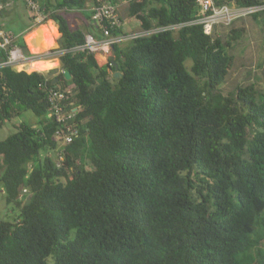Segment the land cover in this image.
Instances as JSON below:
<instances>
[{"label":"trees","instance_id":"obj_1","mask_svg":"<svg viewBox=\"0 0 264 264\" xmlns=\"http://www.w3.org/2000/svg\"><path fill=\"white\" fill-rule=\"evenodd\" d=\"M35 1L61 34L53 51L66 52L47 83L43 73L0 67V129L28 111L39 120L0 137V184L19 210L0 222V264H264V78L222 89L246 29L161 31L114 44L100 65L74 50L85 33L63 14L97 0ZM117 1L145 30L196 13L194 0ZM45 83L74 88L83 105L60 166L41 159L58 145Z\"/></svg>","mask_w":264,"mask_h":264},{"label":"rangeland","instance_id":"obj_2","mask_svg":"<svg viewBox=\"0 0 264 264\" xmlns=\"http://www.w3.org/2000/svg\"><path fill=\"white\" fill-rule=\"evenodd\" d=\"M110 1V0H108ZM1 3H11L10 6L0 11V22L4 28L13 32L19 37V44L27 46L32 55L39 58L34 65H30L27 72H34L36 70L44 71L48 77H57L62 73L60 59L53 49L56 47V41L60 38L57 24L52 21L48 13L45 12L47 20L32 27L33 18L32 11L24 0H0ZM93 4V3H92ZM118 9V15L122 21V26L119 28V34L130 33L143 30L140 22L133 17H129L128 9L129 3L127 1H117L114 3ZM41 5V4H40ZM78 10H72L68 13H63L69 19L73 29L82 30L84 33L88 27L86 24L81 23L79 18H82ZM84 14L89 18L90 13L84 9ZM244 27L246 35L242 38L234 48L231 50L234 56V66L230 79L222 86L223 91L227 94L233 91L237 86H246L250 83H260L264 78V16H258L254 19L253 16H247L236 20L231 28ZM32 28V29H31ZM86 34V33H85ZM54 43V44H53ZM129 42L125 41L120 43L121 46H126ZM50 55L51 60H43L46 55ZM113 56V49L110 54L105 56L97 55L96 59L100 65L109 63L110 58ZM58 66H56V61ZM187 67L190 69L192 61L187 60ZM57 67V68H56ZM53 68V69H52ZM52 69L49 72L46 70ZM17 71H22L18 68ZM111 73V79L114 80L115 73ZM21 122H27L34 126L39 124L38 118L31 112H24L20 117L8 121L2 129H0L1 139L7 138L13 134L16 129L15 126ZM65 147L58 143L55 150L49 152H42L41 159L49 156L56 163H61L64 155ZM30 166V165H29ZM6 194L3 184H0V222L2 220L14 221L18 219L19 210L13 205H8L6 202ZM29 194L27 191L23 193L24 201H27Z\"/></svg>","mask_w":264,"mask_h":264},{"label":"built area","instance_id":"obj_3","mask_svg":"<svg viewBox=\"0 0 264 264\" xmlns=\"http://www.w3.org/2000/svg\"><path fill=\"white\" fill-rule=\"evenodd\" d=\"M24 1L28 3L32 11L33 26L47 20L45 11L39 2L35 0ZM194 3L196 5V13L194 19L190 22L155 27L150 30L142 28L143 30L140 31L113 35V30L119 29L123 24L118 15L117 6L112 1L97 0V3L93 4L91 9V22L94 26L100 28L102 38L98 39L91 33H86L85 43L77 46L74 50L89 51L95 56L101 55L107 58L114 44H120L125 41L132 42L139 37L150 36L161 31H177L183 26L191 24L201 25L204 34L213 37L215 34H220V29L229 28L236 20L264 10V5L242 7L235 0H194ZM10 5L11 3H0V11ZM18 41L19 37L13 32L0 27V52H4L7 55L6 61L0 64V67L10 66L16 71L18 68H21L22 71H27L30 63L39 59L32 54H25L23 46ZM65 52L66 50H57L55 54L60 56ZM41 59L48 60L51 58L47 54ZM36 71L46 75V83L55 78L48 77L44 71ZM46 83L43 88L48 94L50 103V111L47 114V118L54 120L57 124L54 139L57 143L66 147L72 144L79 135L76 118L82 112L83 105L74 98V88L53 87ZM61 163L57 164L60 166Z\"/></svg>","mask_w":264,"mask_h":264},{"label":"crops","instance_id":"obj_4","mask_svg":"<svg viewBox=\"0 0 264 264\" xmlns=\"http://www.w3.org/2000/svg\"><path fill=\"white\" fill-rule=\"evenodd\" d=\"M1 3V2H0ZM92 7H93V4L92 3H90V4H88V6L85 8V9H87L88 11H89V13H90V16H89V18L88 17H86L85 16V14H84V9L83 10H78L80 13H81V15H82V18H79V21L81 22V23H84V24H86L87 25V27H88V29H87V31L85 32V33H91L92 35H94L96 38H98V39H101L102 38V34H101V31H100V29L97 27V26H94L93 24H92V22H91V9H92ZM77 11V12H78ZM67 20L69 21V19L67 18ZM69 24H70V22H69ZM70 26H71V28L73 27L72 26V24H70ZM0 27L1 28H4V26H3V24L0 22ZM32 27H33V25H32ZM5 29V28H4ZM32 29V28H31ZM73 29V28H72ZM84 33V32H83ZM54 44V43H53ZM30 54H32L31 52H30ZM48 60H51V59H48ZM56 61V60H55ZM56 66H58V62L56 61ZM60 65H61V62H60ZM59 67V66H58ZM57 68V67H56ZM53 69V68H52ZM52 69H49V70H46V72H49V71H51ZM29 72H31V71H29Z\"/></svg>","mask_w":264,"mask_h":264},{"label":"water","instance_id":"obj_5","mask_svg":"<svg viewBox=\"0 0 264 264\" xmlns=\"http://www.w3.org/2000/svg\"><path fill=\"white\" fill-rule=\"evenodd\" d=\"M23 49H24L25 54H27V55L30 54V50H29V48L27 46H24ZM118 75H119V73L117 72L116 73V76H118ZM66 78L67 79H70L71 78V75L69 73H66Z\"/></svg>","mask_w":264,"mask_h":264},{"label":"bare ground","instance_id":"obj_6","mask_svg":"<svg viewBox=\"0 0 264 264\" xmlns=\"http://www.w3.org/2000/svg\"><path fill=\"white\" fill-rule=\"evenodd\" d=\"M37 61H38V60L31 62V63H30V65H34V64H35V62H37Z\"/></svg>","mask_w":264,"mask_h":264}]
</instances>
